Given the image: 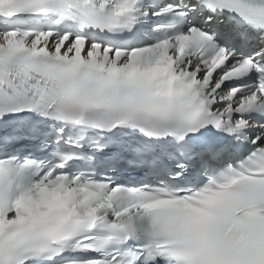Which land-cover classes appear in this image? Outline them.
<instances>
[{
    "label": "snow or ice",
    "instance_id": "snow-or-ice-1",
    "mask_svg": "<svg viewBox=\"0 0 264 264\" xmlns=\"http://www.w3.org/2000/svg\"><path fill=\"white\" fill-rule=\"evenodd\" d=\"M0 264H264V0H0Z\"/></svg>",
    "mask_w": 264,
    "mask_h": 264
}]
</instances>
